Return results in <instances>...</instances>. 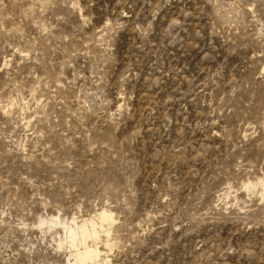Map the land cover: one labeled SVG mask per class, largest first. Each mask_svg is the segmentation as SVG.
Listing matches in <instances>:
<instances>
[{"label": "rangeland", "instance_id": "1", "mask_svg": "<svg viewBox=\"0 0 264 264\" xmlns=\"http://www.w3.org/2000/svg\"><path fill=\"white\" fill-rule=\"evenodd\" d=\"M0 264H264V0H0Z\"/></svg>", "mask_w": 264, "mask_h": 264}, {"label": "bare ground", "instance_id": "2", "mask_svg": "<svg viewBox=\"0 0 264 264\" xmlns=\"http://www.w3.org/2000/svg\"><path fill=\"white\" fill-rule=\"evenodd\" d=\"M97 218L101 222V225H102V222L108 223L109 221H111V215L108 212L103 211V210L98 214ZM91 220L92 219L89 220L88 227L90 226V228H88V229L86 228V226L88 224L87 222H86L87 224L85 226H84V222H83V224L78 225V226H77V224H75L77 227H74V228H73V226H67V225H64L62 223L63 227L67 233L66 236H68V238H69V241H68L69 245H72V247L73 246L75 247L77 244H82V247H81L82 249H80L79 247H76V250H74L75 252L73 251L74 254H72V255H73L75 261H84V260L96 261L98 259L97 257H99L98 255H99L100 250L96 247L93 248V246L89 247L85 243V241L88 237L89 238L91 237L94 239V238H97L96 236L98 235L97 234L98 231L96 232L97 229L95 230L96 227H94V225H93L94 220L93 221H91ZM50 223L51 224H60L55 219L54 220L52 219L50 221ZM77 248H79V249H77Z\"/></svg>", "mask_w": 264, "mask_h": 264}]
</instances>
